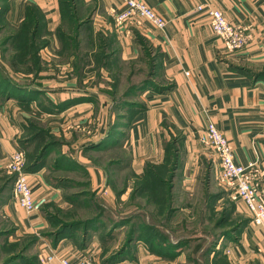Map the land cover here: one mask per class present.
I'll list each match as a JSON object with an SVG mask.
<instances>
[{
	"label": "crops",
	"instance_id": "crops-1",
	"mask_svg": "<svg viewBox=\"0 0 264 264\" xmlns=\"http://www.w3.org/2000/svg\"><path fill=\"white\" fill-rule=\"evenodd\" d=\"M142 1L166 19L165 28L159 29L137 18L117 29L115 18L125 10L121 0H73L76 15L82 22L88 21L82 28L83 37L86 32L95 35L115 32L118 48L111 54L118 53L123 60H133L140 55L144 49L140 39L146 40L153 50L157 61L154 82L140 90V103L126 115L124 132H110L112 116L98 89L101 84L96 85L93 75H85L90 71L84 68L83 77L78 78L62 70L67 66L74 69L71 60L59 64L62 71L58 73L45 72L47 78L38 80L42 94L33 99L24 100L19 91L0 97V179L12 176L9 173L11 156L22 148L20 140L30 120L40 121L53 136L73 122L66 124V120L73 117L95 123L94 131H85L83 136H76V131L64 132L65 136L76 138L73 137L69 145L60 140L49 141L41 161L34 164L27 161L25 172L34 197L48 201L42 210L28 214L16 202L13 189L4 194L8 195L4 208L13 234L0 237V244H15L25 237H34L31 246L10 264H58L57 259L46 262L41 258L42 244L51 247L45 254L54 251L60 258L73 263L87 255L95 264H165L163 253H159L162 251L151 250L142 239L146 234L143 230L150 229V226L143 227L148 222H143L142 217L119 220L110 217L115 213L108 216L106 210L116 209L118 203L121 205L129 200L134 177L142 176L148 166L164 164V144L168 138L174 142L182 139L178 143V154L185 159L184 172L210 168L219 172L216 155L197 139L209 123L215 124L226 136L237 163L257 165L259 186L264 190V0ZM206 7L220 10L228 21L238 24L250 36L244 49L234 50L225 39L214 34ZM0 8L4 9V17L12 27L20 26L28 11H37L43 27L50 33L62 25L59 0H4ZM86 8V14H81ZM51 37V46L58 49V40ZM84 42L87 45V41ZM48 49L41 51L46 62L48 55L57 57L50 50L47 52ZM1 53L0 49V56ZM89 53L96 54V50ZM119 133L121 140L117 139ZM108 137L110 139L106 140ZM114 144L128 154V161L118 156L101 169L85 165L83 158L54 160L57 169L86 168L90 190H77L68 196L64 188L47 178L46 173L52 170L47 164L52 161L55 146L78 149L84 145L97 153L117 149ZM122 178L125 182L122 186L114 185ZM225 192L227 194L226 189ZM85 193L90 195L82 196ZM232 202L245 216L244 223L234 239H219L214 253L221 251V257L231 264H264V225L252 223L243 202ZM94 203L96 209L102 210V215L97 216L96 211L94 215L86 212ZM111 241L125 242L112 253L113 256L122 252L115 260L103 253L106 243ZM10 255L0 257V262Z\"/></svg>",
	"mask_w": 264,
	"mask_h": 264
},
{
	"label": "rangeland",
	"instance_id": "rangeland-1",
	"mask_svg": "<svg viewBox=\"0 0 264 264\" xmlns=\"http://www.w3.org/2000/svg\"><path fill=\"white\" fill-rule=\"evenodd\" d=\"M3 1L0 0V6H3ZM87 10L88 8L82 9L81 14L85 15ZM3 25L4 23L0 22V27ZM12 35L13 30L0 29V44L2 42L6 43L2 48V54L0 56V92L4 94L7 91L8 93L12 92L11 87L9 88L7 84L8 80H12L18 84H25L26 82L29 83L25 79L33 78L32 75L23 74L25 72L20 67L19 45L15 41H8V38ZM51 39V36H47L45 39H42V42L49 48L47 52L50 50L57 57L53 58L48 55L47 62L42 58L43 70L40 75L41 79L47 78L45 74L47 71L58 73L64 70L69 73H76V70L72 69L71 66H67L66 69L62 70L59 69V64L64 65L67 60L75 62L76 59L70 57L74 48L72 46L71 48H67L64 56L62 43L57 39L59 48L53 49ZM83 39L89 41L85 45L88 53L92 51L90 46L96 40V54L94 62H92L94 65L86 68L90 72L85 75H93L96 85L99 86L101 84V87H97L102 93L103 98H105L109 113L112 116L110 132H124V126L128 120L126 115L129 114L131 108H135L140 103L141 91L139 90V86L143 83L150 85L154 82L155 77L153 75L157 68V61H155L153 50L149 49V44L146 40L140 39L142 46H144L140 55L133 60H123L118 53L115 55L111 54L114 49L118 48L116 44L118 39L115 32L96 33V35L93 32H86ZM100 40L105 41L104 52H107L103 60H97L103 42L101 41V44H97ZM49 59L51 60L49 61ZM14 60L16 62L19 61L17 62V65H19V73L17 74L10 65ZM103 64H105V67ZM74 66L75 64H72L73 68ZM80 67L82 68V66ZM115 77L118 78L117 80L119 82L115 80ZM157 78L160 79L159 76ZM80 118L73 117L67 119L66 124L68 121L76 122H70L56 136L52 135L53 140H60L63 144L69 145L73 137L83 136L85 131L93 132L95 123H86L85 120H78ZM78 121L80 122L77 123ZM62 122L64 123L65 120ZM62 122L61 124H63ZM34 124L37 123L34 122ZM74 131L77 132L76 136L69 138L64 135V132L71 134ZM32 138L33 130L28 127L22 134L20 146L25 150L26 157L29 159L39 152L37 149L38 143L35 140L33 141ZM121 138L122 134L119 133L117 139L121 140ZM24 139H29L28 141L30 143L27 144L25 143L26 141L22 142ZM114 145H116L114 147L117 149L114 150V148H111L106 151H97V153L87 150L84 145L78 149L63 148L61 145L55 146L53 148L52 161L47 164L52 169L46 173L47 178L56 182V186L64 188L68 196L77 192V190H90V175L86 168H78L71 171L65 168L57 169L58 167L54 163V160L57 158H66L67 160L83 158L85 165L99 167L101 169L110 160L118 156L128 161V154L120 150L117 144ZM164 146L167 151L166 158L168 164L159 165L154 169V172L161 173L162 178L165 180L164 185L162 186L154 177H148L146 180L141 181L134 177L132 179L133 188L144 186L145 191H142V189L138 193H134L133 191L126 203L121 205L118 203L116 209L106 210V214L110 216L115 213V216L110 217L122 219L128 215L137 213L143 218V222H148V225H144L143 227H148L151 224L156 230L163 232L160 235L154 227H152V230L148 228L146 229L147 231L143 230V233L146 234L142 236V239L148 244L151 250L157 252L162 251L159 253H163L162 257L164 258L165 264H231L227 259L221 257L219 253L221 251L214 253V250L218 240L222 237L234 239L239 235V230L242 226V221L245 220V216L237 209L229 196H227L218 172H213L214 169L212 168L206 170L200 169L195 172H184L185 159L181 153L179 155L177 154L178 158L176 159V155L172 151L174 146L179 148L180 144H174L172 139L169 140L168 138ZM63 151L66 154L63 155ZM126 177H128V174ZM4 178L0 179V187ZM124 183V178H122L119 182H115L114 185L118 186L119 184L122 186ZM169 186H175V189L173 187L171 189V197L167 198L164 196L163 199H160L155 192L157 190L167 192L170 190ZM7 187L6 194H9L14 189V182L8 181ZM7 196L3 195L0 197V230L4 229V231L9 232L11 235L13 234L12 226L8 222L9 220L4 208ZM169 205H171L172 209L171 223L164 225V219H160L159 216L162 214L161 211L169 207ZM161 206L163 209H161ZM89 210L93 211L94 207L89 208ZM164 211L167 214V210L165 209ZM140 232L141 230H139ZM123 243L125 242H108L103 249V253H106L107 257L112 256L114 251L123 247ZM2 245L4 243L0 244V249ZM16 249H19V247H8L9 251ZM1 255L4 254L1 253Z\"/></svg>",
	"mask_w": 264,
	"mask_h": 264
},
{
	"label": "trees",
	"instance_id": "trees-1",
	"mask_svg": "<svg viewBox=\"0 0 264 264\" xmlns=\"http://www.w3.org/2000/svg\"><path fill=\"white\" fill-rule=\"evenodd\" d=\"M60 1V7H61V12H62V25L57 29L56 32L54 33H50L48 31L45 30V28L42 25V18L38 15L37 11H28V15L25 19V21L16 27H12L9 22L5 19L4 17V9L0 8V22H3L4 25L2 27H0V29L5 30V29H10L13 30V35L11 37L8 38V41H15V43L19 45V53H20V67H22V69L24 70L26 75H32L33 78H27L25 79L26 81H28L29 83H25V84H18L14 81H10L8 80L7 84L9 85V88L11 87V91L6 92V94L1 93L0 92V97L1 98H5V96L7 95H13V93L16 92H21L22 97H24L23 99L28 101L29 99H33L34 96H37V94H42V92L39 90V88L41 87L38 82V80L41 79V71L43 70V65H42V56H41V51L46 47L45 43L42 42V39H45L47 36H55L56 39L59 40L60 43H62L63 48H62V52L64 53L65 56V50L67 48H71V46L74 48V51L72 53V55H70V57L75 58V62H71V64H75L74 69L76 70V73H74V75H76L78 78H81L83 76V72L85 68H90L91 65H94V63L92 64L91 62H94L95 59V54H90V53H84L85 50H87L85 48V42L82 36V28L84 26V24H88L87 22H82L81 18H79L76 15V9H74V5H73V0H59ZM102 42V46L100 47V51H99V57L97 60H103L106 55L107 52L105 50V41L104 40H100L99 43L97 44H101ZM89 41H87L88 43ZM4 44L6 43H1L0 44V49L2 52V48L4 47ZM91 49H95L96 50V40L94 42V44H91L90 46ZM2 54V53H1ZM90 60V61H89ZM19 62V61H17ZM17 62L14 60L10 65L13 69V71L17 74L19 73V65H17ZM68 62H70L68 60ZM16 63V64H15ZM22 63V65H21ZM82 66V68L80 67ZM103 66L105 67V64H103ZM21 71V70H20ZM90 71V70H88ZM118 78L115 77V80L119 82V80H117ZM148 85V84H147ZM145 83L141 84L139 86V90L143 89L144 87L147 86ZM151 85V84H150ZM25 91L23 93V91ZM34 122H36L37 124H34ZM28 127L30 129L33 130V138L32 140L37 141L38 143V153L35 154L34 156L27 158L28 164L32 163L34 164L35 162H39L43 159V157L45 156V153L47 152L49 146V141L50 142H54L53 141V136L49 134V131L47 129H45V126L42 125V123L38 120H30ZM27 127V128H28ZM116 129V128H115ZM110 138L108 137L109 140ZM29 139H26L27 144L30 143V141H28ZM31 140V141H32ZM182 139L179 138L177 140V142H174V144H178ZM23 142V141H22ZM93 148L95 146H92ZM22 150H24L23 148H21ZM89 149V148H87ZM178 149L176 146H174L172 148V151L174 152V155H176V159L177 154H178ZM25 151V150H24ZM26 153V152H25ZM167 153V151H166ZM179 155V154H178ZM178 162V161H177ZM167 163V158L166 161L164 162V164L162 165H166ZM27 164V167H29ZM168 164V163H167ZM177 164V163H176ZM157 166H148V168H146V172H144V174L140 177H136L138 180H146L148 177H154L157 181H159L161 183V185L163 186L165 183V180L162 178L161 173L159 174V172H154V169ZM8 181H12L14 182V177L13 176H7L3 179V183L0 187V197L2 195H4L8 189L7 187V183ZM173 181V180H172ZM170 190L167 192L161 191V190H157L155 193L157 194V196L160 199H163V197H167L170 198L171 197V189L173 186H169ZM142 189V191L144 190V186H137V188H134L133 191L134 193H138V191ZM87 195H90L88 193L83 194L82 196L88 197ZM118 196L121 195V193L117 194ZM228 196V195H227ZM86 204L82 203L81 206H84ZM92 207H94V210L91 211L89 210V208L86 210V212L88 211L89 213H95L96 210V204L94 203L92 205ZM161 209L162 206H161ZM167 210V214L164 210ZM171 209V205H169V207L164 208L161 212L162 214L159 216L160 219L163 218L164 219V225L167 224L169 225L170 219H171V215H172V209ZM171 211V212H170ZM174 211V210H173ZM97 212V216L98 215H102V212L100 210L96 211ZM170 212V214H169ZM166 215V216H165ZM140 218L141 216L138 215L137 213H133L131 215L126 216L123 219L126 218ZM96 219V218H95ZM95 219H92V221H96ZM120 220V219H119ZM87 223V222H86ZM85 223V224H86ZM244 223V220L242 221V225ZM88 224V223H87ZM150 229H152V227H154L153 225H149ZM155 229V227H154ZM13 230V228H12ZM136 230V229H133ZM156 230V229H155ZM160 233V235L163 234V232H161L160 230H156ZM136 231H133L132 233H135ZM9 232L0 230V237L2 236H9L10 233ZM133 237V236H132ZM132 239V238H131ZM34 241V237L30 236V237H25L21 240V242L19 243H13L10 244L8 242L4 243V245L1 246L0 249V257H4L5 254H11L5 261L0 262L1 264H10L13 260L18 259L20 256L23 255V253L28 249L29 246H31V244ZM19 247V249L16 250H8V247ZM1 253H3L4 255H1ZM122 254V252H118L116 254H114L111 258L112 260L117 259L120 255Z\"/></svg>",
	"mask_w": 264,
	"mask_h": 264
},
{
	"label": "built area",
	"instance_id": "built-area-1",
	"mask_svg": "<svg viewBox=\"0 0 264 264\" xmlns=\"http://www.w3.org/2000/svg\"><path fill=\"white\" fill-rule=\"evenodd\" d=\"M121 1L125 10L115 18L117 29L124 28L137 18L145 19L159 29L166 27V19L157 14L144 1ZM206 12L212 18V30L216 36L225 39L234 50L239 51L246 47L250 36L245 34L238 24L228 21L218 9L206 7ZM197 139L216 155L220 166L218 176L223 182L229 198L234 202L241 201L245 204L251 214L252 223L258 226L264 225V190L259 186L260 171L257 165L250 163L244 166L237 163L230 142L213 123H209L204 130L199 132ZM26 163L25 151L18 148L11 156L9 173L14 177L13 196L16 202L28 214H31L42 210L48 201L46 198L36 199L34 197L28 174L25 172ZM49 250H51L50 245L42 244L41 258L46 262L57 259L58 264H95L94 260L87 255L73 263L68 259L60 258L54 251L45 254Z\"/></svg>",
	"mask_w": 264,
	"mask_h": 264
},
{
	"label": "water",
	"instance_id": "water-1",
	"mask_svg": "<svg viewBox=\"0 0 264 264\" xmlns=\"http://www.w3.org/2000/svg\"><path fill=\"white\" fill-rule=\"evenodd\" d=\"M1 264V263H0Z\"/></svg>",
	"mask_w": 264,
	"mask_h": 264
}]
</instances>
